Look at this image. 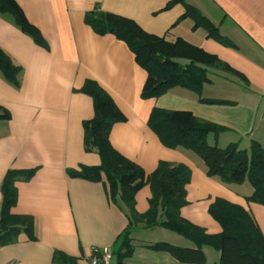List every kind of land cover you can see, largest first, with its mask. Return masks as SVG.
I'll return each instance as SVG.
<instances>
[{"label": "crops", "instance_id": "obj_1", "mask_svg": "<svg viewBox=\"0 0 264 264\" xmlns=\"http://www.w3.org/2000/svg\"><path fill=\"white\" fill-rule=\"evenodd\" d=\"M15 1L42 40L36 42L11 17L0 14V49L22 69L18 86L0 72V115L9 114L0 119V214L4 179L9 171H17L12 213L31 217L33 226L20 231L15 243L0 247V264H54L55 254L66 258L61 264H88L92 247L112 248L117 264H184L150 247L166 243L195 249L192 242L166 229L148 228L141 221L130 226L128 209L112 200L104 174L100 181L79 176L84 168L101 165L99 154L85 146L84 123L95 115L94 100L86 92L90 83L104 89L126 117L110 133L116 151L147 176L160 162L190 169L188 204L181 210L185 220L208 234H220L222 227L209 209L221 198L251 212L264 237V204L247 200L254 192L249 183L226 185L209 177L199 156L164 146L149 125L156 108L189 112L227 129L210 135V146L238 144L249 151L258 142L264 148V0H187L232 47L208 38L203 29L194 30L190 19L178 23L185 7L168 9L171 0ZM92 12L130 19L170 43L182 39L240 76L210 69V82L200 96L175 87L160 98L143 99L148 73L126 42L100 34L86 22ZM201 99L232 104L210 105ZM151 197L149 184L137 192V214L148 212ZM128 227L134 250L120 258V239Z\"/></svg>", "mask_w": 264, "mask_h": 264}, {"label": "trees", "instance_id": "obj_2", "mask_svg": "<svg viewBox=\"0 0 264 264\" xmlns=\"http://www.w3.org/2000/svg\"><path fill=\"white\" fill-rule=\"evenodd\" d=\"M177 4L185 7V19L193 22V29H203L208 38L232 47L233 43L223 37L218 28L187 0H171L167 8ZM0 14L11 17L14 23L26 34L40 43L42 35L26 18L24 11L15 0H0ZM86 22L100 34H113L126 42L134 53L137 63L146 70L148 79L143 89V99H157L175 87L194 91L199 96L205 84L210 82L208 73L216 69L240 76L216 56L190 45L182 39L175 43L151 35L134 21L110 13L92 12ZM21 67L0 49V72L11 84L18 86ZM248 84V82L246 83ZM86 92L94 100L95 115L84 123L86 151H96L101 158L97 168H84L80 177L90 181H100L106 177L112 200L128 209L130 226L146 224L148 228H163L192 242L195 249L176 247L166 243L151 246L164 250L184 264H207L204 248L210 247L220 253L219 264H264V237L251 212L225 199H217L210 207L212 217L221 225L222 232L211 235L205 229L185 220L181 210L188 203L186 187L191 180V171L185 165L160 162L158 168L147 176L144 170L114 149L110 133L114 124L125 122L111 96L95 83L86 86ZM204 104H232L221 100H200ZM9 118L8 113L0 119ZM149 125L158 135L162 144L170 149L183 148L194 152L205 163L207 175L217 177L226 185L249 183L254 192L247 200L264 204V148L253 142L249 151L242 150L238 144L226 148L210 146L208 137L226 132L225 127L195 117L189 112L154 109ZM17 171H9L3 185V204L0 214V247L15 243L20 231H31L33 221L28 216L12 213L16 206L17 192L15 182ZM31 172H27V177ZM149 184L152 197L150 208L144 215L135 211L137 192ZM131 227L120 239L118 255L130 256L134 250ZM61 254H55L54 264L65 261Z\"/></svg>", "mask_w": 264, "mask_h": 264}, {"label": "built area", "instance_id": "obj_3", "mask_svg": "<svg viewBox=\"0 0 264 264\" xmlns=\"http://www.w3.org/2000/svg\"><path fill=\"white\" fill-rule=\"evenodd\" d=\"M88 264H117L114 259V250L108 247H92Z\"/></svg>", "mask_w": 264, "mask_h": 264}, {"label": "rangeland", "instance_id": "obj_4", "mask_svg": "<svg viewBox=\"0 0 264 264\" xmlns=\"http://www.w3.org/2000/svg\"><path fill=\"white\" fill-rule=\"evenodd\" d=\"M205 252L207 256V264H219V253L215 249L206 247Z\"/></svg>", "mask_w": 264, "mask_h": 264}]
</instances>
